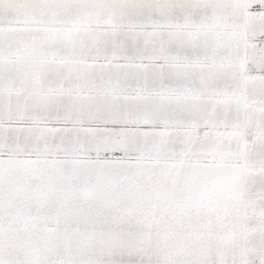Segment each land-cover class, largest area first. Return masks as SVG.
Segmentation results:
<instances>
[{
	"label": "snow or ice",
	"instance_id": "obj_1",
	"mask_svg": "<svg viewBox=\"0 0 264 264\" xmlns=\"http://www.w3.org/2000/svg\"><path fill=\"white\" fill-rule=\"evenodd\" d=\"M0 264H264V0H0Z\"/></svg>",
	"mask_w": 264,
	"mask_h": 264
},
{
	"label": "rangeland",
	"instance_id": "obj_2",
	"mask_svg": "<svg viewBox=\"0 0 264 264\" xmlns=\"http://www.w3.org/2000/svg\"><path fill=\"white\" fill-rule=\"evenodd\" d=\"M256 8V10H258V6H254ZM255 43H259V41H255Z\"/></svg>",
	"mask_w": 264,
	"mask_h": 264
}]
</instances>
